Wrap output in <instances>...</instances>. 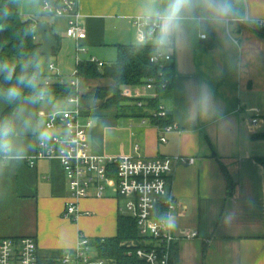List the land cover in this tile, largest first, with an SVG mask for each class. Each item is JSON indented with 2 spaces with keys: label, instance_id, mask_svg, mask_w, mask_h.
Wrapping results in <instances>:
<instances>
[{
  "label": "crops",
  "instance_id": "obj_1",
  "mask_svg": "<svg viewBox=\"0 0 264 264\" xmlns=\"http://www.w3.org/2000/svg\"><path fill=\"white\" fill-rule=\"evenodd\" d=\"M234 3L239 19L227 25L182 22L166 51L172 55L171 85L165 91L145 90V98H159L177 127L165 134V142L149 118L128 116L131 108L120 115L118 106L104 107L102 100L85 96L95 87L114 86L112 79L77 77L79 63L93 58L114 63L118 45L139 44L133 20L156 18L164 0H79L86 37L78 41L67 36L65 18L50 16L53 22L47 24L59 38V48L53 54L56 70L46 68L51 74L47 80L66 84L76 78L79 101L26 97L14 111L22 158L0 160V238L34 237L40 264H53L77 249L81 235L92 241L117 235L126 198L114 185L103 198L90 189V196L78 203V216L66 218L71 192L60 160L28 163L40 141L33 129H47L51 138L58 129H49L48 119L78 106L82 120L93 121L88 138L94 154L195 158L189 165L176 162L168 178L176 200L170 264H264V165L257 159L264 157V137H253L264 133V34L257 29L263 28L264 0ZM200 85H207L211 104L199 102ZM25 120L32 128L24 126ZM193 230L199 236L187 237ZM105 259V264H117Z\"/></svg>",
  "mask_w": 264,
  "mask_h": 264
},
{
  "label": "built area",
  "instance_id": "obj_2",
  "mask_svg": "<svg viewBox=\"0 0 264 264\" xmlns=\"http://www.w3.org/2000/svg\"><path fill=\"white\" fill-rule=\"evenodd\" d=\"M43 11L49 16L63 17L67 20L68 37L77 41L86 37L79 0H43ZM133 24L137 30L139 44L156 45L155 41L159 34L157 18L136 17ZM260 26L264 28V22L260 23ZM91 62L98 63L100 67L104 65L95 58ZM151 62L163 69L172 62V55L157 50L151 57ZM49 70L54 72L56 65L49 62ZM61 82L63 83V80ZM70 83L77 88L76 78ZM46 84H50V80H47ZM162 86L165 87L166 82ZM147 89L157 90L154 78H150L144 85L123 88L122 95L130 99L145 98ZM78 101V94L69 98L70 103L78 104ZM137 104L142 106L143 102L137 101ZM155 115L166 116L167 113L164 107L160 106ZM82 118L83 114L78 106L51 116L47 121V127L58 131L49 140L39 141L37 151L28 159V163L34 166L42 159L60 160L71 192L64 210L66 218L75 219L78 216V203L90 196V189H94V197L103 198L107 188L111 184L114 185L117 193L126 198L124 215L136 221L141 237L137 245L122 243L127 249V254H135L141 264H170L175 239L171 232L170 218L176 200L170 194L168 178L176 162L189 165L195 162V158L166 156L142 159L130 155L94 154L88 138V130L93 127V121L88 118L84 122ZM256 123L257 119L253 118L252 124ZM175 128L177 127L174 124L161 128V141L165 142V134ZM4 158H7V155ZM159 204L164 206V211L155 215ZM186 235L189 238H196L199 232L193 230ZM95 251L97 253L95 241L81 235L77 249L64 253L53 264H105L106 259L97 256ZM0 264H40L35 238L31 236L0 238Z\"/></svg>",
  "mask_w": 264,
  "mask_h": 264
},
{
  "label": "trees",
  "instance_id": "obj_3",
  "mask_svg": "<svg viewBox=\"0 0 264 264\" xmlns=\"http://www.w3.org/2000/svg\"><path fill=\"white\" fill-rule=\"evenodd\" d=\"M21 1L0 0V28L6 30L4 41L0 42V65L8 64L15 67L11 81L5 79V74L0 73V120H13L14 111L21 100L26 97L33 98V90L20 84L16 79L21 75H31L38 70L39 82L49 89V95L45 99L65 100L69 96L78 94L76 87L71 83L50 82V84H46V80L51 74L46 72L44 67L48 62L39 52L42 41L36 27L38 21L21 18L19 14ZM257 29L264 34V28ZM58 48L54 50V53ZM117 49L118 59L114 63H104L101 67L96 62L79 63L77 77L83 79L110 78L115 83L110 87H95L85 96L102 100L104 107L118 106L120 115L131 108L132 113L127 114L130 117H147L160 128L172 125L168 114L166 116L155 115L160 107L158 97L130 99L122 95L124 85H144L150 78L156 80L157 91L167 90L171 85L172 62H169L163 69L158 64L151 62V57L157 52V47L154 44L118 45ZM165 82L166 86L163 87ZM10 84H17L21 89L20 95L15 100H9L6 95ZM129 101L134 105L127 103ZM137 101L143 102L142 106H139ZM253 137L255 139L264 137V133L255 134ZM5 156L0 155V160H3ZM257 159L264 165V157ZM161 210L164 211V207H161ZM126 240L140 242L141 237L136 221L127 216H120L117 235L104 238V240L99 238L95 241L99 257L114 259L117 264H141L135 254H127L126 247L122 246Z\"/></svg>",
  "mask_w": 264,
  "mask_h": 264
},
{
  "label": "clouds",
  "instance_id": "obj_4",
  "mask_svg": "<svg viewBox=\"0 0 264 264\" xmlns=\"http://www.w3.org/2000/svg\"><path fill=\"white\" fill-rule=\"evenodd\" d=\"M155 16L158 21L159 34L156 38V47L160 53L166 52L173 40L182 29V22L212 21L217 24L227 25L230 21L239 19V12L234 0H164V6L157 10ZM39 66L37 65V69ZM0 73L5 74V79L11 81L15 73V67L8 64L0 65ZM20 84H24L33 90V98L42 100L49 95V89L39 82L38 70L31 75H21L16 78ZM21 93L17 84H10L7 88V98L15 100ZM198 100L204 105L211 104L212 95L207 85H200ZM26 128H32L28 120L24 121ZM38 131L39 139L47 141L50 132L47 129L34 128ZM16 124L13 120H0V155H14L22 158V153L15 142Z\"/></svg>",
  "mask_w": 264,
  "mask_h": 264
},
{
  "label": "rangeland",
  "instance_id": "obj_5",
  "mask_svg": "<svg viewBox=\"0 0 264 264\" xmlns=\"http://www.w3.org/2000/svg\"><path fill=\"white\" fill-rule=\"evenodd\" d=\"M19 14L23 20L32 19V20H36L38 22H44V23H50V24H52V22H53V18L48 16L43 11V0H22L20 5H19ZM50 62H55V56L54 55L51 56ZM48 66H49V62L44 67L45 70ZM126 86L128 87V85H126ZM61 101L68 102L67 99L61 100ZM125 242L131 243L132 240H126Z\"/></svg>",
  "mask_w": 264,
  "mask_h": 264
},
{
  "label": "water",
  "instance_id": "obj_6",
  "mask_svg": "<svg viewBox=\"0 0 264 264\" xmlns=\"http://www.w3.org/2000/svg\"><path fill=\"white\" fill-rule=\"evenodd\" d=\"M37 31L41 35L42 45L40 46L39 52L45 57L46 62L50 61L51 56L54 54V50L58 48L59 42L57 37L53 35L51 26L44 22H38ZM6 36V30L0 28V42H3Z\"/></svg>",
  "mask_w": 264,
  "mask_h": 264
}]
</instances>
